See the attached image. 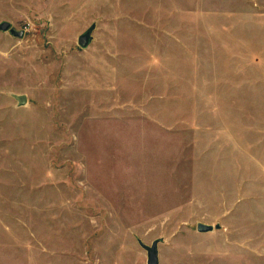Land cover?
Returning a JSON list of instances; mask_svg holds the SVG:
<instances>
[{
  "label": "rangeland",
  "instance_id": "rangeland-1",
  "mask_svg": "<svg viewBox=\"0 0 264 264\" xmlns=\"http://www.w3.org/2000/svg\"><path fill=\"white\" fill-rule=\"evenodd\" d=\"M1 21L23 36L0 31V264H145L156 238L159 264H264V0H0Z\"/></svg>",
  "mask_w": 264,
  "mask_h": 264
},
{
  "label": "water",
  "instance_id": "water-1",
  "mask_svg": "<svg viewBox=\"0 0 264 264\" xmlns=\"http://www.w3.org/2000/svg\"><path fill=\"white\" fill-rule=\"evenodd\" d=\"M94 28V25H90L86 30H84L81 34L78 35L77 37V45L80 48H86L92 37H91V32ZM0 31H9L11 35L14 37H22L23 36V31L19 30L16 31L13 28H11L10 23L7 21H1L0 22ZM10 96L16 101L17 106L24 105L26 102V96L24 94H15L12 93ZM218 225H215L214 227L210 224H205L202 222H198L196 224V231L200 233H205V232H210L213 230V228H218ZM161 238H156L154 239L150 245L143 243L140 239H137V243L139 246L145 250L146 252V263L145 264H159V259H158V250H157V245L159 242H161Z\"/></svg>",
  "mask_w": 264,
  "mask_h": 264
}]
</instances>
